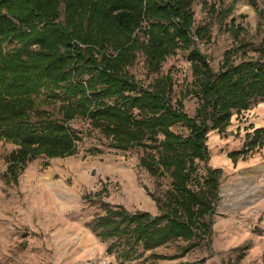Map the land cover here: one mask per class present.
I'll return each mask as SVG.
<instances>
[{"label":"trees","instance_id":"trees-1","mask_svg":"<svg viewBox=\"0 0 264 264\" xmlns=\"http://www.w3.org/2000/svg\"><path fill=\"white\" fill-rule=\"evenodd\" d=\"M192 1L0 0V51L3 44H14L0 52V137L15 146L7 154L6 180L15 184L26 163L36 157L75 154L77 136L68 122L77 116L88 118L116 150L140 147L139 164L149 175L168 173L170 190L163 213H130L122 205L103 203V213L90 224L100 240L114 239L106 251L117 249V239L123 241L122 261L136 246L148 250L184 241L177 254H153L172 259L196 247L194 238L209 239L220 168L205 167L202 181L190 185L196 161L209 158L206 135L223 132L233 113L264 100V35L256 44L240 41L225 49L213 70L195 43L206 28L191 29ZM235 1H230V8ZM246 1L256 10L255 0ZM256 13L260 18L264 8ZM228 30L236 37L241 28ZM178 47L189 49L186 58L197 84L193 116L182 110L179 100L171 102L169 76L142 86L125 71L138 49L147 69L156 72ZM45 88L62 91L61 120H31L33 96ZM176 124L186 129L185 135L171 129ZM263 144L264 127L253 128L244 134L240 148L227 156L243 159ZM199 262L202 258L173 264Z\"/></svg>","mask_w":264,"mask_h":264},{"label":"rangeland","instance_id":"rangeland-1","mask_svg":"<svg viewBox=\"0 0 264 264\" xmlns=\"http://www.w3.org/2000/svg\"><path fill=\"white\" fill-rule=\"evenodd\" d=\"M230 1L193 0L190 6L191 29L206 28L204 37L195 43L213 70L225 49L240 41L256 44L264 35V15L259 18L256 13L264 8V0H255L256 10L246 0H236L230 8ZM58 19H62V13ZM230 26L241 28L236 37L229 32ZM139 39L144 40V36L140 34ZM13 46L3 44L1 54ZM188 50L178 47L156 72H150L138 49L125 71L142 86L169 76L171 102L179 100L182 110L193 116L198 91L186 58ZM247 55L253 57L254 52L248 50ZM33 100L32 121L61 120L60 106L65 103L61 90L42 89ZM68 125L77 136L75 154L32 159L19 172L15 184L7 181L4 174L7 154L15 146L0 137V264H93L101 259L105 264H172L200 258L202 262L197 264H264V144L243 159L232 161L227 156V152L240 148L246 132L264 127V100L233 113L223 132L207 133L209 158L206 162L196 161L195 180L190 185L194 187L202 181L205 167L220 168L219 199L209 219V239L194 238L196 247L172 259L156 258L151 253L169 257L180 251L184 241H170L152 251L136 246L122 261L120 256L126 247L123 241L117 239V249L106 251L114 239L99 241L90 229L95 217L103 213V203L133 210L138 208L136 199H141L140 193L156 198L160 205L157 214L166 211L168 173L149 175L139 164L143 155L140 147L124 151L110 147L109 138L92 127L88 118L77 116ZM171 129L186 134L180 125ZM138 201L140 206L143 200Z\"/></svg>","mask_w":264,"mask_h":264},{"label":"crops","instance_id":"crops-1","mask_svg":"<svg viewBox=\"0 0 264 264\" xmlns=\"http://www.w3.org/2000/svg\"><path fill=\"white\" fill-rule=\"evenodd\" d=\"M142 194L140 193V197H141V199L140 198H137L136 199V204H137V206H138V208H136V209H133V210H130V209H127L125 206H123L128 212H130V213H132V212H135V211H146V212H148L150 215H156L157 213V210L159 211V209H158V207H157V203L155 202V200H154V197L153 196H151L150 194H148V193H146V194H144L143 193V196H141ZM138 200H143V203L141 202V205L139 206V204H138ZM138 201V202H137ZM119 205H121V204H119ZM95 235V234H94ZM99 238V237H98ZM99 241H101L100 239H99ZM158 247V246H157ZM154 248H156V247H154ZM154 248H152V249H148V250H145V251H152ZM149 253H151V252H149ZM151 255H153V253H151ZM173 264V263H172Z\"/></svg>","mask_w":264,"mask_h":264},{"label":"built area","instance_id":"built-area-1","mask_svg":"<svg viewBox=\"0 0 264 264\" xmlns=\"http://www.w3.org/2000/svg\"><path fill=\"white\" fill-rule=\"evenodd\" d=\"M93 264H105V260L104 259L97 260L96 262H93Z\"/></svg>","mask_w":264,"mask_h":264}]
</instances>
